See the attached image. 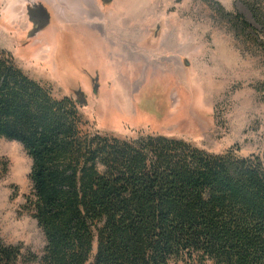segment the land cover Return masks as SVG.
Masks as SVG:
<instances>
[{
	"label": "rangeland",
	"instance_id": "1",
	"mask_svg": "<svg viewBox=\"0 0 264 264\" xmlns=\"http://www.w3.org/2000/svg\"><path fill=\"white\" fill-rule=\"evenodd\" d=\"M45 1L0 0V50L55 99L85 94L84 130L264 163L263 0ZM36 3L48 26L32 35ZM239 16L258 34L237 31ZM32 168L21 143L0 138V239L40 260Z\"/></svg>",
	"mask_w": 264,
	"mask_h": 264
},
{
	"label": "trees",
	"instance_id": "2",
	"mask_svg": "<svg viewBox=\"0 0 264 264\" xmlns=\"http://www.w3.org/2000/svg\"><path fill=\"white\" fill-rule=\"evenodd\" d=\"M85 105L82 92L55 99L0 50V138L32 159L28 205L46 239L40 260L0 239V264H264L259 157L104 137L82 128Z\"/></svg>",
	"mask_w": 264,
	"mask_h": 264
},
{
	"label": "flooded vegetation",
	"instance_id": "3",
	"mask_svg": "<svg viewBox=\"0 0 264 264\" xmlns=\"http://www.w3.org/2000/svg\"><path fill=\"white\" fill-rule=\"evenodd\" d=\"M28 15L31 23L34 25V30L31 32L32 35L42 32L48 26V15L42 5L36 3L30 6L28 8Z\"/></svg>",
	"mask_w": 264,
	"mask_h": 264
},
{
	"label": "crops",
	"instance_id": "4",
	"mask_svg": "<svg viewBox=\"0 0 264 264\" xmlns=\"http://www.w3.org/2000/svg\"><path fill=\"white\" fill-rule=\"evenodd\" d=\"M63 1H76V0H47L45 2L49 3V2H63Z\"/></svg>",
	"mask_w": 264,
	"mask_h": 264
}]
</instances>
